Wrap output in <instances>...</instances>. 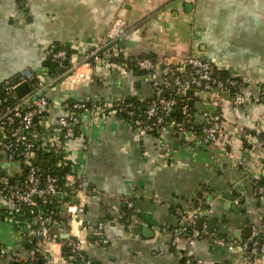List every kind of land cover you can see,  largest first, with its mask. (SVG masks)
<instances>
[{"label": "crops", "instance_id": "1", "mask_svg": "<svg viewBox=\"0 0 264 264\" xmlns=\"http://www.w3.org/2000/svg\"><path fill=\"white\" fill-rule=\"evenodd\" d=\"M113 17L126 24L114 38L121 54L173 64L190 55L209 58L234 76L247 100L235 105L230 94L219 92L212 103L204 91L188 93L196 120L201 110L220 114V135L209 143L172 131L159 139L138 135L115 111L99 118L82 114L79 136L66 142L72 160L63 164L66 177L73 174L82 184L76 192L69 189L82 211L76 220L60 212L51 225L55 241L37 262L254 264L236 244L264 218V191L253 192L257 181L264 187V99L258 93L264 81V0H0V81L23 68L36 71L48 44L69 49L76 41L97 42ZM89 72L91 80L61 79L47 95L113 105L124 96L153 93L145 74ZM55 114L50 108L45 120L52 123ZM52 127L48 132L55 133ZM55 154L56 161L65 152ZM24 169L0 152V183L15 186ZM11 206L0 199L1 209ZM174 207L206 210L200 229L193 223L191 231L221 236L225 243L208 236L187 242ZM26 226L2 213L0 264L14 263L10 252L25 259L34 255V246L23 243ZM72 233L82 245L69 258L64 240ZM101 236L105 242L97 240Z\"/></svg>", "mask_w": 264, "mask_h": 264}, {"label": "built area", "instance_id": "2", "mask_svg": "<svg viewBox=\"0 0 264 264\" xmlns=\"http://www.w3.org/2000/svg\"><path fill=\"white\" fill-rule=\"evenodd\" d=\"M125 25L124 19L113 17L100 40L88 43L73 42L69 46L71 49L69 52L64 47L48 44L43 48L42 53L44 58L54 62L55 70L49 71L42 65L36 71L23 68L0 81V152L9 162L25 167L15 186L5 182L0 183V199L12 203L8 209L0 208V217L5 213V216L15 223L26 222L28 238L37 236L40 246L47 252L50 249L48 243L55 241V235L51 231V225L58 220L55 209L59 212L65 211L68 218L76 220L82 211L83 203L77 196L73 198L74 201L59 197L55 199L56 206L53 208L43 209L38 206L37 200L44 204L52 201L50 199L56 193L62 194V192L55 176L48 170L42 171L37 163L39 161L35 151L39 149L48 154L56 151L61 154L64 151V158L62 156L57 158L56 163L59 165L69 163L72 158L67 152L66 142L79 136L78 128L82 114L99 118L107 112L115 111L129 121L133 131L138 135L150 133L159 139L164 132L172 131L188 136L196 143H209L220 135V114L216 110H201L196 120L188 101L190 95L185 92L186 89L190 88L196 93L206 92L208 100L212 103L222 91L230 94L235 105L243 104L247 100L234 76L228 73L221 78L218 71L223 68L209 58L190 55L174 64L161 63L147 55L122 54V60L112 59L120 52L115 44L103 47L118 37ZM127 61H130L136 69L143 70L150 78L153 93L145 97L146 102L143 106L135 103L129 95L118 99L113 105L94 100L51 98L47 95V92L61 79L91 80L89 71L118 69L122 73H132ZM23 81L27 82L29 90L17 96L13 88ZM258 93L264 99V81L260 82ZM136 97L142 98V96ZM174 107L177 109L178 117L171 114ZM50 108L56 110L52 123L45 120ZM36 125L47 132L40 137L38 145L34 141L37 134ZM49 127L55 129V133L48 132ZM65 182L68 186H73L76 178L73 174L68 177L65 175ZM77 184L80 186L73 188L75 192L83 189L80 181ZM263 191L264 187L259 181L254 183L253 192L256 195H261ZM130 203L126 201L127 206H130ZM173 211L178 219V230L186 236L187 242H191L196 237L208 236L206 233L191 231L195 217L200 212L198 208L183 210L174 207ZM261 231L264 233V218L258 226L251 225L249 234L236 244L254 264H264V235L260 237ZM208 237L216 244L225 243L221 236L213 234ZM97 240L106 241L102 236ZM81 245L82 240L78 234L72 233L66 239L65 246L68 248L69 258H74L79 253ZM234 246V243L227 245L228 248ZM4 252L5 248L0 246V253ZM10 258L14 262H20L19 264H29L25 258L15 252H10Z\"/></svg>", "mask_w": 264, "mask_h": 264}, {"label": "trees", "instance_id": "3", "mask_svg": "<svg viewBox=\"0 0 264 264\" xmlns=\"http://www.w3.org/2000/svg\"><path fill=\"white\" fill-rule=\"evenodd\" d=\"M67 52L70 51V49L66 48ZM112 59L114 60H122V54L121 52H119L118 55H116L115 57H112ZM126 60V59H124ZM127 64L129 67H131L132 69V72H135V73H138V74H144L145 72L143 70H139V69H136L134 66H132L131 62L130 61H127ZM42 66H46L47 69L49 71H53L55 70V64L54 62H51L48 60V58H44V60L42 61L41 63ZM228 74L227 71L225 70H219L218 71V75L223 78L225 77L226 75ZM129 98L135 100V103H137L138 105H144V103L146 102V98L145 97H142V98H137L136 96H129ZM171 114L174 115L175 117H178V112H177V109L176 107L173 108V110H171ZM35 132L38 133L37 135H39V137H42V135L44 136L47 132H45V130H43L40 126H37L35 127ZM258 135H260L261 133L258 132L257 133ZM261 136V135H260ZM35 154H36V157H37V160L39 162H37L39 164V166L41 167L42 171H49L51 174H53L55 176V179H56V183L57 185L60 187V190L62 192V194L60 195V198L62 199H67V200H72V192L69 191V189H73L74 187H78L80 185H78L77 183L80 181L79 179L76 178V182L74 183L73 186H66L64 185V178H65V175L66 173L68 172V169L67 168H64V165L61 164H57L56 161H55V152L53 154H48V153H44L42 152L41 150L39 149H36L35 151ZM42 171H41V179H42ZM55 199H59V197H57L56 195L53 196L52 201H48V202H45L44 204H41L39 200H37V204L39 207L45 209V208H53L54 206H56V201ZM56 208V207H55ZM56 210V215L57 216H60V212L59 210L55 209ZM25 217H27V215H24ZM26 237V238H25ZM39 238L37 236H31L28 238V236H25L24 234V239H23V243L28 245V246H34V255L31 256L30 258H26V261L29 263V264H39L37 262V258L38 257H41L43 255L47 256V251H45L41 246H40V240H38ZM38 240L39 242V247H35V242ZM66 241V239L64 240ZM68 253V248L66 247L65 248V253ZM44 256V257H45ZM78 254L75 256L77 257ZM13 261V260H12ZM14 262V261H13ZM20 262H14L13 264H19Z\"/></svg>", "mask_w": 264, "mask_h": 264}, {"label": "water", "instance_id": "4", "mask_svg": "<svg viewBox=\"0 0 264 264\" xmlns=\"http://www.w3.org/2000/svg\"><path fill=\"white\" fill-rule=\"evenodd\" d=\"M116 41V39H114V40H112L111 42H109L107 45H105L103 48H105L106 46H108V45H110V44H112V43H114ZM102 48V49H103ZM40 69V67H37V70H39ZM13 90H14V92L16 93V95L17 96H21L22 94H24L25 92H27L28 90H29V86H28V84H27V82L26 81H23V82H20L19 84H17V85H15L14 86V88H13ZM186 93H190L191 92V89L190 88H188V89H186V91H185ZM224 91H222V92H220L221 94H224V93H226V92H224ZM161 92H159V94H160ZM189 101V100H188ZM179 135L180 136H183L181 133H179ZM57 197H60V193L58 192V193H56L55 194ZM208 214V212L206 211V210H202L201 212H199L198 214H197V216L195 217V220H194V227L196 228V229H200V227H201V225H202V217L204 216V215H207ZM209 220V224H207L208 225V227H211L213 224H212V222H213V219L212 218H208ZM210 229V228H209Z\"/></svg>", "mask_w": 264, "mask_h": 264}]
</instances>
